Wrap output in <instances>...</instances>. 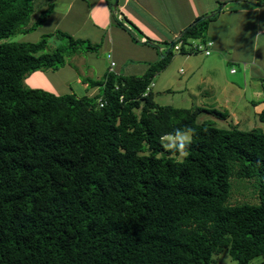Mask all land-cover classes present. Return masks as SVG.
Masks as SVG:
<instances>
[{"label":"trees","instance_id":"trees-1","mask_svg":"<svg viewBox=\"0 0 264 264\" xmlns=\"http://www.w3.org/2000/svg\"><path fill=\"white\" fill-rule=\"evenodd\" d=\"M33 13L32 0H0V264H215L224 248L237 264H264V131L199 122L224 114L143 96L174 46L143 75L84 80L100 88L92 97L23 87L98 48L61 31L6 41L43 23ZM218 13L175 44L204 38ZM188 128L177 160L163 139ZM234 174L257 181L258 203H228Z\"/></svg>","mask_w":264,"mask_h":264},{"label":"crops","instance_id":"crops-1","mask_svg":"<svg viewBox=\"0 0 264 264\" xmlns=\"http://www.w3.org/2000/svg\"><path fill=\"white\" fill-rule=\"evenodd\" d=\"M32 3V21L45 18L37 29L45 34L61 31L98 46L96 52H86L97 61L99 75L95 81L108 70L122 76L143 75L188 25L201 16L219 12L205 26L201 38L213 44L209 55L179 51L189 66V81L198 75L202 80L210 79L212 88L221 92V96H212L205 106L222 112L221 119L231 121L232 126L250 125L251 114L264 122L259 118L264 109V0H32ZM192 39L196 38L186 41ZM229 65H237L239 70H228ZM32 75L26 79L42 74ZM76 82L82 84V92L87 96L100 92L99 86L88 87L78 77ZM205 83L208 88L210 83ZM35 86L42 87L30 84ZM249 107L252 109L247 115Z\"/></svg>","mask_w":264,"mask_h":264},{"label":"rangeland","instance_id":"rangeland-1","mask_svg":"<svg viewBox=\"0 0 264 264\" xmlns=\"http://www.w3.org/2000/svg\"><path fill=\"white\" fill-rule=\"evenodd\" d=\"M43 35H45V32H42L39 29H35L28 33H18L10 36L6 39V41L36 42ZM194 40L200 41L201 38H196ZM88 56L89 55L87 53L71 56L68 58L67 64L57 70L35 71L36 73L33 72L34 74L42 75H40L39 77H31L30 79H26L33 73L29 74L25 77L24 81H22L23 87L41 89L55 95H64L71 93L78 96L82 95L86 92H82V84L77 83L76 78L78 77L79 80L83 82V79L85 78L90 83L94 79L98 78L99 75L96 66L97 61L91 59V57ZM68 66H70L71 68ZM230 68L239 70V67L237 65H233V67H230L229 65L227 69L230 70ZM121 73L123 74V72ZM189 75V66L186 63V60H184V55L180 54L179 51L172 50V55L166 67L163 70L156 72L151 80V82H153V88L151 91L154 95L155 102L161 106L170 105L176 108H195L205 106L206 102L211 101L212 96H217L218 98L221 96V92H218L217 90L215 91L214 87L212 88V83H210L211 81L209 78L202 80L203 78L198 75L194 80L190 79L189 81ZM213 81L215 84L214 79ZM205 82L210 83L208 88L206 87L207 84ZM30 84L41 85L42 87H46L50 90L37 86L30 87ZM212 106L213 104L210 105V107ZM206 107L209 108V106H205V108ZM251 109L252 107H249L247 115H249ZM243 113H246V111ZM251 117L252 120H250V125L246 127L241 125L238 128L242 130H250L258 127L261 128L262 131H264V122H260L256 115L251 114ZM203 120H212L218 127L229 128L230 126H232L231 121H223L218 117L215 118L214 115H211L207 112H201L199 114L198 121L202 122ZM168 137L169 136H166L163 139V144L166 150H168ZM174 157L177 160L183 159L179 155ZM230 182L231 191L228 198V203L232 205L241 203H258V184L255 179L239 178L234 174ZM214 259L216 261L215 264H237V262L229 254L228 248H224L222 252H220L218 255H215ZM261 259V256L256 257L249 264H257L261 261Z\"/></svg>","mask_w":264,"mask_h":264},{"label":"built area","instance_id":"built-area-1","mask_svg":"<svg viewBox=\"0 0 264 264\" xmlns=\"http://www.w3.org/2000/svg\"><path fill=\"white\" fill-rule=\"evenodd\" d=\"M212 42L211 41H195L192 39L190 42L187 41H180L177 44H173L174 50L179 51L181 48H184V50L187 53H197L201 52L204 55H209L211 53V48H212ZM114 63L111 61L110 62V68H112ZM231 72H234V69L231 70ZM153 87V83H150L148 87L146 88L145 92L143 93V96H146L150 89ZM106 102L103 100L99 101V106L102 107Z\"/></svg>","mask_w":264,"mask_h":264},{"label":"clouds","instance_id":"clouds-1","mask_svg":"<svg viewBox=\"0 0 264 264\" xmlns=\"http://www.w3.org/2000/svg\"><path fill=\"white\" fill-rule=\"evenodd\" d=\"M111 71V70H108ZM112 72V71H111ZM196 130L194 128H188L185 131L177 130L174 135L168 137V149L178 152L181 158H185L188 155L187 148L193 140Z\"/></svg>","mask_w":264,"mask_h":264},{"label":"water","instance_id":"water-1","mask_svg":"<svg viewBox=\"0 0 264 264\" xmlns=\"http://www.w3.org/2000/svg\"><path fill=\"white\" fill-rule=\"evenodd\" d=\"M205 18H206L205 16H201L200 18L196 19L192 24H190V26L199 24V23H200L201 21H203ZM184 32H185V30H184ZM184 32H183V33H184ZM183 33H182L178 38L182 37ZM178 38L174 39V40L170 43L169 49H171V48L173 47V44L176 42V40H177Z\"/></svg>","mask_w":264,"mask_h":264},{"label":"bare ground","instance_id":"bare-ground-1","mask_svg":"<svg viewBox=\"0 0 264 264\" xmlns=\"http://www.w3.org/2000/svg\"><path fill=\"white\" fill-rule=\"evenodd\" d=\"M205 17H207V16H205ZM205 19H206V18H205ZM192 23H193V22H192ZM192 23H191V24H192ZM175 51H177V50H175ZM263 87H264V85H263Z\"/></svg>","mask_w":264,"mask_h":264}]
</instances>
